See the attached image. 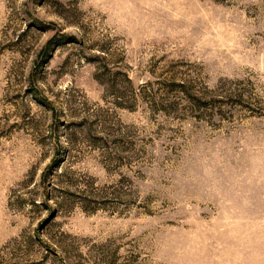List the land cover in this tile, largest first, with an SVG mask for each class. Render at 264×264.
<instances>
[{"label": "rangeland", "instance_id": "374dc122", "mask_svg": "<svg viewBox=\"0 0 264 264\" xmlns=\"http://www.w3.org/2000/svg\"><path fill=\"white\" fill-rule=\"evenodd\" d=\"M0 264H264V0H0Z\"/></svg>", "mask_w": 264, "mask_h": 264}, {"label": "trees", "instance_id": "16d2710c", "mask_svg": "<svg viewBox=\"0 0 264 264\" xmlns=\"http://www.w3.org/2000/svg\"><path fill=\"white\" fill-rule=\"evenodd\" d=\"M171 84H172V86H173V87H175V86H176V87L183 88V84H178V85H176V84H174V82H172Z\"/></svg>", "mask_w": 264, "mask_h": 264}]
</instances>
